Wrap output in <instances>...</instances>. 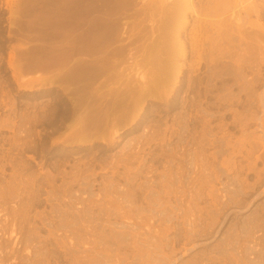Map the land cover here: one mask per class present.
I'll list each match as a JSON object with an SVG mask.
<instances>
[{
  "label": "rangeland",
  "instance_id": "obj_1",
  "mask_svg": "<svg viewBox=\"0 0 264 264\" xmlns=\"http://www.w3.org/2000/svg\"><path fill=\"white\" fill-rule=\"evenodd\" d=\"M223 1L163 71L148 34L127 42L85 91L148 99L73 136L75 85L41 81L63 0H0V264H264V0Z\"/></svg>",
  "mask_w": 264,
  "mask_h": 264
},
{
  "label": "bare ground",
  "instance_id": "obj_2",
  "mask_svg": "<svg viewBox=\"0 0 264 264\" xmlns=\"http://www.w3.org/2000/svg\"><path fill=\"white\" fill-rule=\"evenodd\" d=\"M64 20L60 22L59 39L50 45L58 54L56 64H47L41 69L49 75L43 82L66 81L75 85L78 97L74 99L65 91L72 106L65 110V128L73 136L93 135L100 131H112L136 113L141 100H147L149 91L135 98L119 93L117 89L101 90L99 86L91 92L85 91L89 84L102 76L116 75V68L123 60L137 59L127 42L138 41L142 33L149 35L145 49H155L158 67L152 71H163L169 67V56L184 50L180 40L185 26H192V34L207 33L218 22L213 20L226 7L223 0H63ZM133 13L129 21L127 12ZM196 14L194 20L192 16ZM53 25L50 20V27ZM197 44L195 45V47ZM200 47H202L200 43ZM126 53L124 54V52ZM177 78V75H176ZM113 96L107 98V95ZM91 101L98 105L109 103L102 109L82 107Z\"/></svg>",
  "mask_w": 264,
  "mask_h": 264
}]
</instances>
